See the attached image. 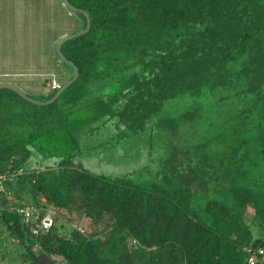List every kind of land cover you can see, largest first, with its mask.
Listing matches in <instances>:
<instances>
[{"label":"trees","instance_id":"obj_1","mask_svg":"<svg viewBox=\"0 0 264 264\" xmlns=\"http://www.w3.org/2000/svg\"><path fill=\"white\" fill-rule=\"evenodd\" d=\"M69 2L90 17L61 45L77 78L44 105L0 89V218L30 264H247L245 247H264V0ZM65 8L50 50L67 74L46 71L44 86L73 75L55 46L86 19ZM184 98L188 109L165 111ZM110 126L114 142L166 130L158 182L82 164L76 133ZM7 195L53 206L51 228L33 234ZM62 218L90 229L64 235Z\"/></svg>","mask_w":264,"mask_h":264},{"label":"rangeland","instance_id":"obj_2","mask_svg":"<svg viewBox=\"0 0 264 264\" xmlns=\"http://www.w3.org/2000/svg\"><path fill=\"white\" fill-rule=\"evenodd\" d=\"M65 10L63 2L57 4L54 0H0V83L13 84L37 99L47 92L49 81L45 86L43 82L51 75L45 71L52 69L58 74H67L60 61L53 65L55 56L50 50L53 33L70 27L63 16ZM191 104L192 100L184 98L167 102L164 108L170 115H176ZM115 131L111 126L97 135H87L84 129L79 130L76 135L83 151L79 156L82 164L109 177L126 176L140 186L149 187L158 182L164 149L169 142L166 130L150 127L140 135L119 142L109 138ZM93 145L96 146L90 149ZM40 160L50 163L53 158ZM57 225L64 235L75 226L84 231L90 229L85 219L66 221L62 218L57 220ZM40 257L46 264H53L46 256L40 254ZM0 264H30L25 246L12 236L1 218Z\"/></svg>","mask_w":264,"mask_h":264},{"label":"built area","instance_id":"obj_3","mask_svg":"<svg viewBox=\"0 0 264 264\" xmlns=\"http://www.w3.org/2000/svg\"><path fill=\"white\" fill-rule=\"evenodd\" d=\"M47 86L51 89H57L60 84L54 79L49 80ZM8 199H12L7 195ZM11 209L18 213L23 221L31 226L32 233L35 235L42 234L48 231L54 223V217L56 215V210L53 206H37L28 202H16L11 200ZM80 232H84L79 226H75ZM245 250L247 252V264H264V247H252L246 246Z\"/></svg>","mask_w":264,"mask_h":264},{"label":"water","instance_id":"obj_4","mask_svg":"<svg viewBox=\"0 0 264 264\" xmlns=\"http://www.w3.org/2000/svg\"><path fill=\"white\" fill-rule=\"evenodd\" d=\"M63 3L64 5L70 10V11H73V12H79V13H82L84 16H85V19H86V25L83 29L77 31V32H74V33H71V34H66L64 36H62L56 43V46H55V51H56V54L58 56V58L60 60H62L63 62L67 63L68 65H70L72 68H73V75L70 79H68L66 82H64L59 88L58 90L53 94V96L47 100H37V99H34L30 96H28L24 91H22L20 88L16 87L15 85L13 84H10V83H0V89L1 88H9L13 91H15L19 96H21L22 98H24L25 100L29 101V102H32L34 104H38V105H44V104H49L51 102H53L57 97L58 95L65 89L67 88L76 78H77V75H78V69H77V66L70 60H68L62 53L61 51V45L73 38V37H76V36H79L83 33H85L88 29H89V26H90V17L88 15V13L81 9V8H77L75 6H73L69 0H63Z\"/></svg>","mask_w":264,"mask_h":264},{"label":"crops","instance_id":"obj_5","mask_svg":"<svg viewBox=\"0 0 264 264\" xmlns=\"http://www.w3.org/2000/svg\"><path fill=\"white\" fill-rule=\"evenodd\" d=\"M54 1H55V3H57V4L61 2V0H60V2H59V0H54ZM51 6H52V5H51ZM65 13H66V12L63 13V16L65 15ZM57 30H60V29H57ZM62 36H63V35H62ZM52 60L54 61V62H53V65H57L56 60H54V59H52ZM45 72H46V71H45ZM55 81H56V80H55Z\"/></svg>","mask_w":264,"mask_h":264}]
</instances>
